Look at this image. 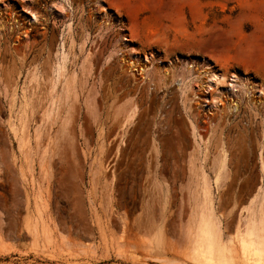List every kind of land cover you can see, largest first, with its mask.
<instances>
[{"label":"rangeland","instance_id":"374dc122","mask_svg":"<svg viewBox=\"0 0 264 264\" xmlns=\"http://www.w3.org/2000/svg\"><path fill=\"white\" fill-rule=\"evenodd\" d=\"M262 210L264 0H0V264H264Z\"/></svg>","mask_w":264,"mask_h":264},{"label":"bare ground","instance_id":"6f19581e","mask_svg":"<svg viewBox=\"0 0 264 264\" xmlns=\"http://www.w3.org/2000/svg\"><path fill=\"white\" fill-rule=\"evenodd\" d=\"M213 78H215V77H213ZM219 79V78H218ZM216 81H221L220 79L219 80H216ZM66 97V96H65ZM218 162V161H217ZM216 163V162H215ZM221 165H223L222 163H221ZM219 163H218V166H219V168H220V166H221ZM222 170V169H221ZM220 170V171H221ZM219 172V171H218ZM219 175H220V173H218ZM202 182V181H201ZM202 184V183H201ZM204 184V183H203ZM204 185H206V183L204 184ZM207 186H208V184H207ZM204 187V186H203ZM203 187H202V190H204L203 189ZM205 188V187H204ZM206 189V188H205ZM205 191V190H204ZM206 192H207V189H206ZM204 196V195H203ZM205 198H207L208 199V197L207 196H205ZM206 199V200H207ZM206 200H203V201H201V203H200V206H199V211L197 210V212H198V215H199V221H198V229H197V237L194 239L195 240V245H192V246H198L200 249H202V251H203V253H204V255L203 256H209V258L210 257H217L218 258V260H220L219 258H220V256L222 255V252H223V249H222V243H221V238H220V234H219V232H218V230H217V227H216V225H215V221H214V219H213V216H212V214H211V212H212V208H210L209 207V205H208V203H207V201ZM208 200H211V199H208ZM200 201V200H199ZM210 202V201H209ZM211 203V202H210ZM212 204V203H211ZM252 204V203H251ZM254 204V203H253ZM199 205V204H198ZM211 209V210H210ZM262 209V208H261ZM256 210H259V209H256ZM256 212V211H255ZM258 212V211H257ZM256 212V213H257ZM261 212H259V214H260ZM259 216V215H258ZM258 216L256 217L257 218V220H258ZM260 218H259V220H260V222L262 221V226H264V212H263V210H262V213L260 214V216H259ZM254 218L255 217H253V220H254ZM249 219H250V216H249ZM252 220V219H251ZM249 222V221H248ZM259 222V221H258ZM249 225H246L247 226V235L249 236V243L252 245L255 241L254 240H256V242H255V244H257V242H258V244H260L262 241L258 238V236L259 235H257V236H255V238L256 239H254V240H252L253 238L251 237V235H252V233H254V232H257V230H256V227L254 226L255 225V223L253 222V224L251 223H248ZM259 224V223H258ZM261 224V223H260ZM259 224V226H261ZM238 226V225H237ZM245 226V227H246ZM258 226V225H257ZM196 227V226H195ZM238 228V227H237ZM259 228V227H258ZM257 228V229H258ZM262 229V228H261ZM239 230V229H238ZM259 231V230H258ZM261 232H264V230H261ZM192 233V232H191ZM260 233V232H259ZM255 234V233H254ZM253 234V235H254ZM188 235H190V234H188ZM256 235V234H255ZM262 235V234H261ZM263 235H264V233H263ZM191 237H192V235H191ZM194 237V236H193ZM264 237V236H263ZM257 238H258V240H257ZM193 240V241H194ZM190 241V240H189ZM192 241V240H191ZM253 243H252V242ZM259 241H261V242H259ZM263 243V242H262ZM261 243V244H262ZM193 244H194V242H193ZM255 244H253V245H255ZM191 245V244H190ZM255 246H260V245H255ZM262 246H264V245H262ZM261 246V247H262ZM197 247V248H198ZM258 247H252L254 250H258ZM257 248V249H256ZM260 248V247H259ZM264 248V247H263ZM195 250V249H194ZM193 250V251H194ZM259 252H261V248H260V251H258V253ZM262 252H264V251H262ZM260 254V253H259ZM202 256V257H203ZM217 260V259H216ZM211 261V260H210ZM205 263V262H204Z\"/></svg>","mask_w":264,"mask_h":264}]
</instances>
